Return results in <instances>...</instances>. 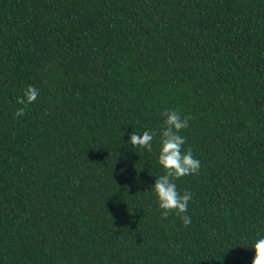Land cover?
Segmentation results:
<instances>
[{"label": "trees", "instance_id": "1", "mask_svg": "<svg viewBox=\"0 0 264 264\" xmlns=\"http://www.w3.org/2000/svg\"><path fill=\"white\" fill-rule=\"evenodd\" d=\"M165 111L202 164L188 227L153 189ZM261 238L264 0H0V264H253Z\"/></svg>", "mask_w": 264, "mask_h": 264}, {"label": "clouds", "instance_id": "2", "mask_svg": "<svg viewBox=\"0 0 264 264\" xmlns=\"http://www.w3.org/2000/svg\"><path fill=\"white\" fill-rule=\"evenodd\" d=\"M40 92L35 87H30L25 93V99L20 101L21 104L30 105L37 101ZM26 115L25 109H21L18 117ZM163 116L166 118L165 127L162 137V151L159 158L160 165L166 170L154 185V192L158 197L159 206L163 213V218L167 219L170 215L175 214L183 218L185 227L191 225L192 221L189 212L190 201L194 199L191 192H185L183 195L178 191L175 181L184 177L197 175L202 167L201 161L195 158L193 149H187L185 145L187 138L182 135L190 127V117L184 118L178 111H165ZM156 134L146 131L142 135L135 131L131 135L129 143L141 150L151 153ZM254 249L256 257L253 264H264V238L258 240Z\"/></svg>", "mask_w": 264, "mask_h": 264}]
</instances>
